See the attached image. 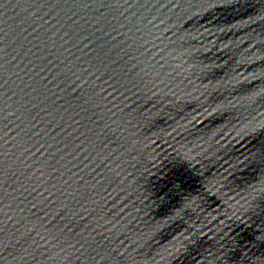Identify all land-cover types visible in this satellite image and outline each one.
<instances>
[{"label":"water","instance_id":"1","mask_svg":"<svg viewBox=\"0 0 264 264\" xmlns=\"http://www.w3.org/2000/svg\"><path fill=\"white\" fill-rule=\"evenodd\" d=\"M0 264H264V0H0Z\"/></svg>","mask_w":264,"mask_h":264}]
</instances>
